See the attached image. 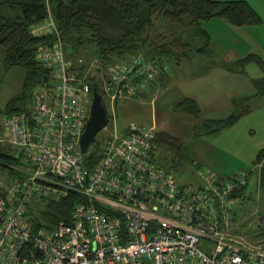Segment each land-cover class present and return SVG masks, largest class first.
<instances>
[{
	"label": "built area",
	"instance_id": "1",
	"mask_svg": "<svg viewBox=\"0 0 264 264\" xmlns=\"http://www.w3.org/2000/svg\"><path fill=\"white\" fill-rule=\"evenodd\" d=\"M52 28V29H51ZM55 40L40 45L37 59L52 73L39 88L30 113L6 120L7 143L31 164L22 180L0 174V264H264V247L237 237L232 193L248 173L229 180L198 172L200 187L179 185L156 161L155 127L130 123L108 131L100 159L85 164L80 136L89 118L92 91L77 78ZM156 71L140 57L107 68L102 100L133 94ZM107 124V125H108ZM263 163L256 166L259 171ZM78 193L71 223L33 230L25 212L31 199L59 202Z\"/></svg>",
	"mask_w": 264,
	"mask_h": 264
},
{
	"label": "trees",
	"instance_id": "2",
	"mask_svg": "<svg viewBox=\"0 0 264 264\" xmlns=\"http://www.w3.org/2000/svg\"><path fill=\"white\" fill-rule=\"evenodd\" d=\"M49 17L58 32L63 53L64 46L67 48L69 58L65 59L71 63L77 78L88 83L92 93L96 88L101 95L102 79L107 68L115 64H127L133 57H140L149 64L158 77L166 73L174 59L191 61L194 55L211 57V37L201 26L204 21L219 18L235 27L258 26L262 22L257 12L241 0H0L3 64L6 69L19 67L24 72L19 94L10 99L2 111L6 120L30 113L35 104L36 91L51 87V70L39 62L37 49L40 45L52 44L56 36L50 29L35 32L40 26L46 27ZM158 19L173 30V38L158 42L149 37ZM81 57L98 62L104 74L100 78L88 75L89 70ZM249 63L257 64L264 71L262 59L254 53L236 59L228 70L245 75V67ZM251 85L253 95L235 99L232 102L234 110L224 118L200 119V107L191 97L182 98L173 110L197 120L192 129L194 135L218 134L251 112L249 101L252 98H264V76L252 80ZM107 138L108 134L94 138L85 158L87 166L93 167L98 163ZM155 144L159 165L158 151L167 149L173 153L172 161L186 156L180 141L162 131L155 133ZM263 159L264 150H261L254 164H260ZM30 169L31 164L24 160L18 150L0 139V174L4 180L22 181ZM247 173L249 183L252 171ZM255 176L257 185L264 186V162L259 171H255ZM247 186L232 193L234 205L238 197L242 201L246 200ZM81 200L82 197L75 192L69 193L59 202L31 199L25 217L33 230H50L60 222L70 224L73 208Z\"/></svg>",
	"mask_w": 264,
	"mask_h": 264
},
{
	"label": "rangeland",
	"instance_id": "3",
	"mask_svg": "<svg viewBox=\"0 0 264 264\" xmlns=\"http://www.w3.org/2000/svg\"><path fill=\"white\" fill-rule=\"evenodd\" d=\"M241 1L257 12L262 19L260 25L235 27L219 18L202 22V28L211 37V57L194 55L191 61L174 59L166 73L155 76L151 84L107 102L110 122L96 137L108 131L122 134L130 123H137L154 126L156 132L177 138L186 156L172 161L173 153L161 150L157 152L159 163L179 185L190 189L197 188L201 181L198 172L229 180L241 172L252 171L246 200L235 199V223L239 224L236 234L245 245L264 247V186L259 187L256 183L257 165L254 164L258 153L264 150V98H252L249 101L251 112L218 134L194 135L192 129L197 120L173 110L182 98L191 97L200 107V119H217L234 110L232 102L235 99L253 95L251 81L263 77L264 71L255 63L246 65L245 75L228 68L236 59L250 53L260 56L264 63V0ZM173 36V30L159 19L149 32V37L158 42ZM67 53L64 46L65 58H69ZM80 59L87 65L88 75L100 78L104 74V69L95 60ZM23 75L19 67L5 68L0 47V139L4 142H7V117L2 111L7 102L19 94Z\"/></svg>",
	"mask_w": 264,
	"mask_h": 264
},
{
	"label": "water",
	"instance_id": "4",
	"mask_svg": "<svg viewBox=\"0 0 264 264\" xmlns=\"http://www.w3.org/2000/svg\"><path fill=\"white\" fill-rule=\"evenodd\" d=\"M108 124V114L102 96L96 88L93 89L89 118L80 136L81 152L85 153L96 135Z\"/></svg>",
	"mask_w": 264,
	"mask_h": 264
},
{
	"label": "crops",
	"instance_id": "5",
	"mask_svg": "<svg viewBox=\"0 0 264 264\" xmlns=\"http://www.w3.org/2000/svg\"><path fill=\"white\" fill-rule=\"evenodd\" d=\"M41 32V31H40ZM228 116V115H227ZM226 117V116H225ZM222 118H224V117H222ZM217 119H219V118H217Z\"/></svg>",
	"mask_w": 264,
	"mask_h": 264
}]
</instances>
